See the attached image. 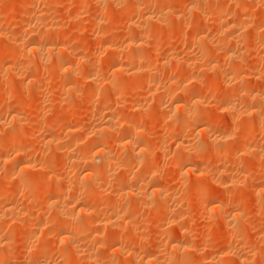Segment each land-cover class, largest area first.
<instances>
[{"label": "bare ground", "instance_id": "1", "mask_svg": "<svg viewBox=\"0 0 264 264\" xmlns=\"http://www.w3.org/2000/svg\"><path fill=\"white\" fill-rule=\"evenodd\" d=\"M34 1L38 3V0H33V4ZM90 1L92 0H74L73 2H75V5L78 7V13L81 14L82 12L80 13L79 9L87 6ZM93 1L94 5L101 7V4L102 8L104 7L106 10L103 8L105 14L103 9L100 10V12L103 10V15L101 14L100 17L104 16V18L101 17L98 19V14L96 13L91 20L100 22L99 20L105 19L106 24L104 27L101 26L103 28L100 31L97 30L100 25L96 22L98 26L96 25L97 27L94 26V28L100 31V34L97 35L96 32H91L92 34H96H93V37L90 35L94 39L91 38L90 41L93 40L97 42L99 46L97 44H95V46L103 51L97 48L101 51V53L98 51L100 54L105 52L111 55L112 58L107 59L109 62L103 61L102 63L101 59L102 57L104 59V56H99L100 54L96 53L97 51L95 54L92 52L91 55H88L83 51L85 50L84 47L82 50L83 52H80L81 50L79 51L76 48H71L68 45V33L62 30L63 26L61 29L58 28L59 26L55 27L57 25L55 23L54 26V21H51V19L50 23L47 22L48 14L46 12L48 11L46 6L53 3L49 0H40L38 3L39 9L37 11L33 8V6L36 7V4L33 6L30 4L31 9L33 8V10H31L28 7L31 1H24L21 6V14L18 12V15H20L16 16V18L18 17V23L21 24L20 27L18 26L20 29L16 33L8 32V34L4 31L5 28H10L8 25V28L4 26L5 28L2 30L1 25L3 26L5 20L0 17V72L1 70L10 71L9 74L11 73L12 79H20L22 81L23 78H20V74L22 70L23 72L26 70L29 80L27 79V81H24V79H26L24 78L23 81L28 84H34L37 82V77L41 76L39 75V69L43 67L45 70L44 72H52L51 74L53 75L56 73L57 83L65 78V84H68L67 88L69 92L71 91V87L75 85H82V87H86L85 89L92 90L98 87L95 91L103 98V101H100L102 102L100 105L103 104V106H100L103 110L102 113H100L102 118L100 117V120L96 118L98 121L95 119L94 123L91 121L93 124H90L88 127L89 134L87 132V135L83 137L79 132L82 125L75 123L77 113L72 107L67 110L65 109V112L62 111V113L57 116L53 115L50 121H48V117H44V115L41 116L37 114L34 116V119L31 121V127L33 129L42 122L45 124L53 122L55 124L52 129L50 128L53 131L47 132L48 134L44 137L42 136V139L38 136L43 144L41 149V160H37L40 161L38 163L31 158L32 155L35 156V151L33 153L32 150L34 147L32 148L30 146L31 149L27 144H23V141L21 143V140H23L22 136L25 134L24 124H26L24 120V123L21 122V117L26 109L33 113L42 110L44 106L36 102L26 107L27 104L25 106L24 103L27 102L23 101V95L20 90L15 88L16 86H14L15 89L11 87L13 81H11L12 79L10 76L11 85L10 87L8 85V87L12 89H7V91H9L6 92L3 87L2 93L3 91L6 92V94L3 93V95L0 90V99L2 103H6L5 99L3 102L5 95L6 97L10 95L9 99H12L8 104L6 103L3 105L1 103L3 106H9L10 118L9 116L8 118L12 125L9 128L6 126L7 129L3 125L5 122L7 123L5 125H8L9 122L7 119L3 121V117H0V165L2 164L5 166L3 171L0 170V195L6 191V187L4 186L6 181L17 171V181L19 179L22 180V182L19 180L21 182L20 184L18 182L21 186H19V189L22 188L25 191V187L29 188V190L26 191L31 192L29 199H33V203L35 202L36 204L38 200L40 202V200H44L45 198V207L47 205V209L49 207L51 208V210H49V212H51L48 215V211L47 213L45 211L44 219H41L43 215L39 218L41 221H39L35 215L37 214V216L39 215L40 217L43 211H40L39 207H36V210H39L38 213L37 211L35 212V209L33 210L34 212L32 211L36 213L33 214L32 217L34 216L33 218L39 221L35 222L36 225H33V229H31L30 226L27 232L24 231L26 223L22 219L23 222L21 221L20 224H16L18 227L15 231L13 227V229L8 232L7 230H9V228L6 230V226L8 227L7 222H9L11 218L5 216L9 214L10 216L12 215L14 219L17 213L15 212L16 206H14L15 208L7 204L0 206L1 215H5L2 216V219L5 217V222L9 219L6 222L7 225L3 223L4 220L1 221L0 219V264H5L11 257L15 258L13 256L16 255V252L18 253V251H20L16 250L18 249V243L23 241L22 238L25 237L26 240H29V237H32L33 239L36 237L34 235H38L37 231L39 230L44 235L36 244H30L25 240V243L27 242V244L29 243L30 245L28 244V247L22 254H25L27 252L26 250H28L26 259L30 264L97 263L99 261L97 252H100L101 247L105 250V254L103 253L104 255H102L105 259L103 258L104 260H101L103 264H240L245 262L249 264V262H254L257 258H259L261 264H264V251L260 254V251L258 252L256 248L260 245V241H263V236L260 235L261 233L258 235L256 233L255 237L257 236L259 240L253 242L252 239L254 237L251 238L248 235L250 233H248V230L251 231L252 228L249 223L245 222L244 218V221L242 220V217H246L249 212V206L246 201V194L244 193V188L246 187L245 185L243 186L244 188L241 187L242 182H239V178H244L247 172H241L242 175L244 174L243 176L241 173L237 174L238 176L236 178L234 171L235 173H239L240 171L236 172L235 169L232 171L233 169L231 167L229 169L226 168L228 166L226 162H235L234 165L239 164L237 160L239 159L238 162L241 161L240 159H244V156H249L250 160H248V162L241 161L240 163L244 164L245 162V165H248L250 168V164L254 162L256 166H260L261 169L262 167L264 168V139L261 138L262 133H264V0H97L99 5L95 3V0ZM64 2H66V0H64ZM64 2L60 1V3ZM13 3L15 6L18 5L17 2ZM72 3L68 4L71 5L73 9ZM14 4L10 2L7 8H12L13 12L16 11L17 8H15ZM68 4L66 2V6H68ZM255 4L259 6V8L257 7L259 12L256 10V13L251 9ZM40 5L46 8L42 6L40 8ZM51 6L54 5L52 4ZM71 7H69V9ZM249 8L251 9V14L248 10ZM43 9H46V12ZM93 11L89 14L93 15ZM178 11H180L181 14L180 12L178 13ZM13 12L11 14L13 16L16 15ZM78 13H76V15ZM252 13L255 14L253 18L251 15L254 14ZM71 14L75 15V12ZM3 16L5 17V15ZM13 16L10 17L12 20ZM70 17L72 16L69 13L68 18ZM89 17L90 16L87 18L88 20L90 19ZM175 18L177 20H174ZM78 20L79 16H76L73 24H76ZM26 21L27 23H25ZM81 21L82 20H80V25ZM210 21L213 22V29H210L212 24L210 26L208 24ZM253 21L254 23H252ZM117 22H125V24L129 25V27L126 26L127 28L124 29L127 30L124 31L126 32L124 35H121L120 38L116 35V37L120 39L118 41H120L122 45L124 44V47H120V42L111 36V29L114 28V24ZM8 23L9 21L5 22V24ZM102 23L104 25V21ZM261 23L263 25V30L259 29L261 28ZM10 25L13 27L12 23ZM250 25H252V27H250ZM170 26L172 30L166 33L165 31L167 29H165V27ZM247 26L255 29L260 26L258 28L260 32H258L257 29L256 34L255 29H253L254 31L252 29H247ZM162 27H164V30ZM245 29H247V31L250 30L249 34L251 31L254 32V34L251 32L252 35L249 36H251L252 42L256 41L258 43L259 46H257V48H259V50L261 49L260 52L262 51L260 53L259 51L253 50L254 47L248 44L247 47H251L255 53L252 56L251 49H249V53L251 52V56L249 54L250 58L254 57L255 60L253 63L250 62L251 60L249 61L247 57L244 58L247 52L244 56L242 55L245 53V49H242L246 44L243 45L242 43L244 41L246 42L248 38ZM162 30L166 34L163 33ZM187 37L189 40L191 39L193 41L190 40L193 43L190 42L191 45L196 43V46L194 45L193 49L189 50L191 46L188 45L187 47L186 43V45L184 44L183 46H186L185 49L189 48L187 49L189 51H184L185 53H175L178 47L173 50V42H175L173 40L176 39L178 41L185 38L183 41L187 42L189 41ZM183 41L181 44H183ZM249 43L251 42L249 41ZM245 51H247V49ZM152 52H154L155 55L156 53L161 55L158 57L162 58L158 59L159 61L162 59L161 63H163V65H160V62L159 64L154 62L155 58ZM8 57L10 58L9 60H12L11 62H6L5 59H8ZM158 59L156 57V60ZM125 61H128V65ZM258 61H261L260 63L262 65H260L262 67L257 65V63H259ZM99 67H101V74L104 68L105 73H107L106 69H108V71L111 70L112 77L110 76L111 78H109V74L108 78L106 76V79L101 80L105 76L101 78L99 75H94ZM3 72L1 73L2 75ZM174 72H177V74ZM156 74L162 75L165 79H161L160 76L157 77ZM1 79L4 80V78ZM20 80H17V82L20 83ZM190 81H192L191 84L189 83L190 86H192L194 81L196 85L187 88L186 85ZM6 83H8V81ZM14 83L15 81L13 84ZM1 84L2 83H0V85ZM144 84L150 86L151 100L154 98V102L157 103H155L156 105L154 104V114L157 112L158 114L156 115L159 116V112L162 110L161 112H163L164 117H166L165 119L163 117L161 118H163L164 122H167V126L166 122L165 126L168 128V131L165 133L163 127L164 123L161 124L163 131L162 129L160 130L164 135H168L169 133L172 134L173 139L170 134L169 136L173 143L166 145L173 150L170 153L172 157L169 155L171 159L167 160V162L165 160V163L169 161L172 164L169 165L176 168L175 173L179 175H177L179 177L177 179H180L181 184H179V180L177 183L174 177H167V172L165 174L161 173V171H159L160 165L158 169L150 166V163L154 161L155 155L154 151L150 148V141H152L150 128L154 127L156 121L162 115L159 117L150 115L148 117L145 116L146 114L144 116L141 115L142 111L140 113L138 112L142 110L140 109V107H142V102L140 105L138 104V107L136 104V106L134 105L135 109H139L136 116L128 115L125 111L123 112L122 109L116 114L113 112V103L116 100L114 103L116 105L123 97L117 96L116 99L112 100L110 98L109 100L106 93L107 89L112 86V88L118 87L121 90L124 88L128 91L127 95L129 94V97L126 95L127 101L130 97L133 100L132 97L135 93H140V87ZM153 84H155V86ZM141 88H144V86ZM216 89L219 90V93H216ZM114 90L113 93L119 91V89L116 90V88ZM138 90L139 92L137 93ZM28 92H30L29 89H27V94ZM54 94L57 93L55 92ZM125 94L124 92V95ZM36 95L37 94L33 97L36 98ZM124 95L122 94V96ZM206 95H208V98L212 95L214 103L211 101L212 99L210 101L215 107L220 109V112L223 111L222 113L224 114L225 112L226 115L218 112V109L216 111L213 110L210 107L213 104L210 103L211 105H209V100ZM100 97L98 98L100 99ZM164 98L165 101H168L166 104H163ZM153 100L151 102H153ZM139 102L137 101V103ZM119 103L121 104L122 102L120 101ZM2 105L0 107L3 111L4 107ZM158 107L160 108L159 112L156 111L159 109ZM131 110L129 112H131ZM134 110L132 111L133 113ZM2 111L0 113L3 114L4 111ZM214 111L220 113V115H216ZM219 116H223L222 118L225 119L218 118ZM77 121L79 122V120ZM160 121H162V119ZM61 131L64 132L65 135L74 136L71 138L70 143H81L83 146H80L79 150L73 151L68 142L67 144L60 143V141L62 142L59 136ZM258 135L261 137H258ZM195 137H197L196 140L194 139ZM27 138H29V136ZM258 138H260L259 141L257 140ZM158 139L162 140L160 137H158ZM262 139V144H260V140ZM162 141L159 143L158 147H155L156 149L158 148L162 154L167 152L168 155V150L169 152L171 150L169 148L166 149V145L164 142L162 143ZM171 146L173 148H171ZM75 149H77V146ZM201 153L207 155L211 154L212 157L214 156V159H211L216 162H211L209 159L206 160L205 157L207 155L198 161V155ZM165 158L168 157H164V159ZM55 160L71 162L72 164L70 163L69 169H73L71 168L73 164L78 166H76L77 168L74 166L76 169L74 168L73 172L72 170L67 171L63 169L62 172H64V170H66V172H72L71 175L69 173L66 174V176H71L69 181H66L64 176L59 177V175L54 174L53 170V174L45 173V169L47 168L46 170H48V167H50ZM2 165L0 169H2ZM165 165L163 167H165ZM241 165L239 164V166ZM246 166L241 168H245L246 170L248 168ZM18 167L19 169L17 170ZM135 167H137V169ZM235 167H237V165ZM238 168L237 171L240 169ZM116 169H119V172H116ZM50 172L51 170L48 171V173ZM262 173H264V171H262ZM245 177L244 179L246 180L244 184H246L248 180L247 176ZM258 179V181L255 180L256 182L252 184V189L249 188L252 190V196L259 200V203L257 202L258 200L256 201L258 207L264 208V174ZM50 180L51 184H49V186H51L49 188L48 181ZM52 180L55 182L53 185ZM205 181H207V183ZM238 182L241 185L238 187L242 188L243 195L240 189L238 190ZM227 183L232 186L231 190ZM223 184L224 187L228 185L226 187H228L229 190L226 187L220 188ZM249 184L247 183L246 185L251 186ZM167 185H173L177 189L179 187L178 190L181 189V193L175 191L172 186L169 188ZM216 186L220 187L217 188ZM219 189H223L224 191ZM15 191L16 190L13 192ZM46 192H48L47 196H42L44 193L46 195ZM42 197L43 199H41ZM110 197H112V199ZM125 197L126 199L123 200ZM191 198H194V201L191 200L194 203L206 198L208 202L207 207L209 209L206 215L207 218H209L208 216L210 215L213 217L215 215L217 220L219 219L223 222L225 220V225L227 226V228L226 226L225 228L235 232V237L233 238L232 236H234V234H229L231 236L230 245L231 242L238 244V246L243 243V247L237 248V251L235 249L233 252H229L230 250H227L229 241L227 243L228 246H226L227 240L220 239L218 240L219 242H216L217 247H215L217 249L212 251V248L209 249V252L204 251L207 249L206 245L209 244L206 242L208 241L207 239H210V241L213 239L216 241V239L215 236L212 235V237L210 236L212 239L207 235V237L202 235L205 237L203 239L201 238L202 241L206 243L205 247L203 242L200 244L198 241V239H200L198 236L195 238V236L191 234L193 232L192 229L190 233L187 226L189 224L184 221V215L187 211L184 205L185 202L189 201ZM230 200H235L234 204L229 205L230 203H228V201ZM31 202L32 201L29 203ZM91 202L94 203L91 204ZM29 207H31L30 204ZM45 207L44 210H46ZM143 207H146L148 210H156L160 207H164L163 211H160L161 213L156 216L157 225L155 226H158L160 231L157 233L155 232L156 235L153 237L154 239L152 238L153 241L151 240L150 246L147 242L145 243V241L143 243L145 244L144 246H149L147 249H144L146 247L142 249L136 247L137 245L135 246L138 239H136L135 243H132L129 239L131 235L136 234L133 229L136 227V225L134 226L135 222L132 223L133 218ZM107 208L111 209L112 214L113 211H115L114 214L117 216L114 217L113 215L112 217V214L111 216H107V211L105 215L107 217H104L101 210H106ZM99 213L103 216L101 217L103 219L100 218ZM18 215L20 216V212L19 214L17 213V217H19ZM24 215L27 217L29 216L26 214ZM96 216L99 217L96 218ZM17 217L15 219H17ZM27 217L25 218L27 219ZM19 218L15 221H18ZM103 220L105 225L102 224V227L106 226L107 228L106 224H108V226L110 225V227L114 226L113 230L109 231V228L108 231L105 232V236L101 233L103 228L100 232L99 230L96 231ZM12 221L14 223V220ZM25 221L27 222V220ZM30 221L34 223V220L30 219ZM152 221L155 220L152 219ZM18 222H20V220ZM28 222L27 224L29 225L30 222ZM188 222L191 221L189 220ZM47 228H49V231H44ZM173 228H177V234L173 232ZM263 230L261 232H264ZM104 231H106L105 228ZM133 231L135 233H133ZM92 233L95 237L101 233V236L106 238L101 239V242L98 239L97 241H99L100 244L99 242L97 243V241L96 244L94 241L90 240L89 244H86V240L91 238L90 236ZM193 233L195 234V232ZM97 238L100 237L97 236ZM133 238L135 237L133 236ZM16 244L17 248L14 250ZM198 244L201 246L199 247ZM245 244H250L249 248H247V246V249L244 248ZM25 246L27 245L25 244ZM22 247H24L23 244ZM240 249L242 250L240 251ZM102 262L100 263L102 264ZM9 263L10 261H8V264ZM24 263L26 262H23V264Z\"/></svg>", "mask_w": 264, "mask_h": 264}, {"label": "rangeland", "instance_id": "2", "mask_svg": "<svg viewBox=\"0 0 264 264\" xmlns=\"http://www.w3.org/2000/svg\"><path fill=\"white\" fill-rule=\"evenodd\" d=\"M6 3H5V2ZM7 1L8 0H0V17L3 19V20H5V22L6 21H9V23L8 24H5V22H3L2 24H3V26L1 25V27H2V30H4L3 28H5V27H7V25L8 26H10V28L9 29H6L5 28V30L4 31H6L7 33L9 32V33H11V32H13V33H16L20 28V26H21V24H19L18 23V17L16 18V16H19L20 14H21V6H22V3H24V1H26V0H10V1H8V3H7ZM17 2V6H15V4L13 3V2ZM29 1H31V3H29L28 4V7L31 9V5L33 6V5H35L36 7H37V9H36V7H34L33 6V8H34V10L35 11H37L38 9H39V2H40V0H38V3H35L36 1H34V4H33V0H29ZM50 2H53L52 4L54 5V6H51L52 4H49V6H46V7H43L42 5H40V8H41V6L43 7V8H46L47 9V11L48 12H46L45 10L46 9H43L47 14H48V18H47V22H49L50 23V19H51V21L53 20L54 22H53V24H54V26H55V23H56V25L57 26H55V27H58V28H62V26H63V29L62 30H65L67 33H68V40H67V43H68V45L71 47V48H76V49H78L80 52H86L88 55H91L92 54V52H93V54H95V52L96 53H101V49H99L97 46H95V44H97V42H94L93 40V34L91 33V32H96L97 33V35H99L100 34V31H101V29L105 26V19H102L103 21H104V25H103V21L102 20H99L100 22H98L97 20H96V18H95V20H96V22H98V24L100 25V26H98V24L93 20H91L92 19V17L97 13L98 15H97V18L99 19V18H101V17H103L104 18V16H101L100 17V15L103 13L102 11L105 9L104 7V9L102 8V5L100 4V6L101 7H99V6H96V5H94L93 4V0L92 1H90L88 4H87V6H84V7H81L79 10H80V13L81 14H79L78 13V7L75 5V2H73L74 0H69V1H67L66 0V2H67V4L69 3V4H71L72 2V5H73V9L75 10H73L72 9V7H71V5H69L68 4V6H66V2H64V0H49ZM57 1V2H56ZM60 1H62V2H64V3H60ZM1 2H3V3H1ZM12 3V4H14V6H15V8H17L16 9V11H14L13 12V10H12V8H7V6L9 5V3ZM98 1L97 0H95V3H97ZM57 3V4H56ZM5 4V5H4ZM31 4V5H30ZM37 4H38V6H37ZM64 4V5H63ZM98 5H99V3H97ZM13 6V7H14ZM94 6V7H93ZM254 7L253 8H251L252 9V11L254 12V13H256V10H257V12H259V6L258 5H253ZM2 7V8H1ZM69 7H71L70 9H69ZM76 7V8H75ZM86 7V8H85ZM258 7V8H257ZM7 8V9H6ZM33 8L31 9V10H33ZM48 8H49V10H48ZM83 8V9H82ZM98 8H99V10H98ZM248 9L249 10V12H250V14H251V9ZM101 9H103L101 12H100V10ZM69 12H68V11ZM77 10V11H76ZM82 10V11H81ZM85 10V11H84ZM95 11V13H94V11ZM99 12H98V11ZM106 10V9H105ZM105 10H104V14H105ZM178 10H180V9H178ZM248 10H247V12H248ZM8 12V14H7V12ZM72 11V12H71ZM93 11V15H90L91 14V12ZM97 11V12H96ZM15 13L16 15H12L11 13ZM18 12H20V14L18 15ZM75 12V15L73 16L71 13H74ZM180 11H178V13H179ZM70 13V15L73 17H70V18H68V14ZM76 13H78L77 15H76ZM90 13V14H89ZM254 13H252V14H254ZM51 14V15H50ZM62 14H64V15H62ZM66 14V15H65ZM84 14V15H83ZM89 14V15H88ZM180 14H181V12H180ZM3 15H5V17L3 16ZM103 15V14H102ZM11 16H13V20L10 18ZM52 17V18H50V17ZM76 16H79V22L77 21H75L76 22V24H73L74 23V18L76 17ZM85 16V17H84ZM88 16H90L89 18V20L87 19L88 18ZM99 16V17H98ZM252 16V18H253V16H255V14L254 15H251ZM82 17H84V18H82ZM176 17V16H175ZM182 17V16H181ZM80 18H82V19H80ZM177 18V17H176ZM174 19V20H177V19ZM179 18V17H178ZM55 19V20H54ZM73 19V20H72ZM80 20H82L81 21V25H80ZM254 20V19H253ZM31 21V20H30ZM58 21V22H57ZM73 21V22H72ZM14 22V23H13ZM37 22V21H36ZM96 24H95V23ZM212 21H210L208 24H209V26L212 24L213 25V22L211 23ZM13 24L12 26L13 27H11V25L10 24ZM17 23V24H16ZM25 23H27V21L25 22ZM30 23H32V22H30ZM33 23H34V20H33ZM92 23H94V24H92ZM124 23V24H123ZM117 22V23H115L114 24V28H112L111 29V36H113L114 38H116V40L118 41V40H120L119 38L121 37V35H124V33H126V32H124V31H127V30H124L125 28H127V27H129V25H127V24H125V22ZM252 23H254V21L252 22ZM251 23V24H252ZM14 24H16V25H14ZM51 24H52V22H51ZM59 24V25H58ZM60 25H61V27H60ZM77 25V26H76ZM98 26V29L97 30H100V31H97V30H95L96 28H94V26ZM211 25V27H210V29H213L212 27H214V25L212 26ZM261 25V28H259L260 26H258L256 29L255 28H250V27H252V25H250V27L249 26H247L246 28L247 29H255V33L257 34V29L259 28L260 30H263V28H262V26L264 25V23H263V25H262V23L260 24ZM5 26V27H4ZM19 26V27H18ZM74 26H76V27H74ZM96 26V27H97ZM101 26H103V27H101ZM127 26V27H126ZM215 26H216V23H215ZM0 27V28H1ZM65 27V28H64ZM99 27H100V29H99ZM264 27V26H263ZM8 28V27H7ZM18 28V29H17ZM67 28H68V30H67ZM94 28V29H93ZM245 28V27H244ZM73 29V30H72ZM162 29L164 30V27H162ZM165 29H167L165 32L167 33V32H170L171 30H172V28H171V26L170 27H165ZM247 29H245L246 31H247ZM259 29H258V32H260L259 31ZM10 30V31H9ZM16 30V31H15ZM92 30V31H91ZM95 30V31H94ZM162 30V31H163ZM187 30V29H186ZM249 31L250 30H248L247 31V41L245 42H243L242 44L244 45L245 43V45H244V47H243V49L242 50H246L247 49V51H245L244 50V52L245 53H241L243 56H244V54H246V52H247V54H246V56L244 57V58H246L247 57V59L250 61V62H254L255 60H254V57H252V58H250V56H251V52H252V56H253V54H255L254 52H253V50H256V51H259L260 52V50H259V48H257V46H259L258 45V43L255 41H253L252 42V39H251V36H249V35H252L251 34V32H250V34H249ZM254 31V30H253ZM99 32V33H98ZM120 32V33H119ZM164 31H163V33H165ZM8 33V34H9ZM70 33V34H69ZM95 33V34H96ZM165 33V34H166ZM253 34H254V32H252ZM94 34V35H95ZM92 37H91V36ZM116 35L119 37H116ZM188 36V35H187ZM254 37V36H253ZM93 39V40H91L90 41V39ZM185 39V38H184ZM184 39H182V40H173V41H175V42H173V50L175 49V48H177L176 50H175V53H185L186 51H189V50H191V49H193V47H194V45L196 46V43H194V45H191V43L193 42L191 39V41L188 39V37H187V39L189 40V41H183ZM243 39V38H242ZM241 39V40H242ZM251 42V43H249V41ZM94 42V45H93V42ZM181 41V42H180ZM182 41H183V44H181L182 43ZM92 42V43H91ZM118 42H120V41H118ZM191 42V43H190ZM186 43H187V45H186ZM256 43H257V45H256ZM71 44H72V46H71ZM120 44H121V42H120ZM186 45L187 47H188V45L189 46H191V48L189 49V48H187V49H189V50H187V49H185L186 48V46H183V45ZM193 44V43H192ZM248 44H249V46H250V44H251V47L253 46L254 48H253V50H252V48L251 47H247L248 46ZM98 45V44H97ZM124 45V44H123ZM122 44L120 45V47L121 46H123ZM181 45H182V47H181ZM256 45V46H255ZM99 46V45H98ZM247 48H246V47ZM85 48V50H83L84 48ZM124 47V46H123ZM181 47V48H180ZM183 47H184V50H183ZM82 48V49H81ZM99 50H101V51H99ZM148 48V47H147ZM196 48V47H195ZM241 48V47H240ZM257 48V49H256ZM149 49V48H148ZM249 49H251V52L249 53ZM83 50V51H82ZM94 50V51H93ZM242 50H241V52H242ZM99 51V52H98ZM178 51V52H177ZM185 51V52H184ZM103 52V51H102ZM262 52V51H261ZM260 52V53H261ZM99 53V54H100ZM154 55V62L156 63V64H159V62L161 63V60L159 61V59L160 58H162V57H158V56H161V55H158L157 53H156V55H155V53L154 52H152ZM264 53V52H263ZM262 53V54H263ZM249 54H250V56H249ZM97 55V54H96ZM99 56H104V59H106V60H104L103 59V57H102V59H101V62L103 63V61H108L109 62V60H107V59H111L112 57H111V55H108V54H106L105 52L104 53H102V54H100ZM108 57V58H107ZM156 57H157V59L158 60H156ZM10 58L8 57V59H5L6 60V62H11L12 60H9ZM12 59V58H11ZM158 62H156V61ZM253 60V61H252ZM127 62L128 61H125V63L127 64ZM163 62V61H162ZM259 63H257V65H260L261 63V61H258ZM256 64V63H255ZM128 65V64H127ZM160 65H163V63H161ZM262 65V64H261ZM260 65V66H261ZM104 67V66H103ZM262 67V66H261ZM261 67H259V68H261ZM101 67H99V69H97V71H95V73L96 74H94V75H99L101 78L103 77V76H105V77H103L101 80H104V79H106V76H107V78H108V75H109V78H111L112 77V75H111V70L110 71H108V69H106L107 71V73H105V68L104 69H102V74H101V69H100ZM130 68V67H129ZM131 70V69H130ZM4 71V72H3ZM25 72H23V70H22V72H21V74H20V78H26V79H24V81L26 80L27 81V79L29 80V78H28V75H27V71L26 70H24ZM43 71V72H42ZM45 70H44V68L42 67V69H39V75H41V76H39V77H37V82L36 83H34V84H28L27 82H24L23 81V79H22V81L20 80V79H17L18 81L20 80V83L19 82H17V80L16 79H12L11 78V73L9 74V72L7 71V70H1V72H0V74L3 72V75L1 74V76H0V83H2L1 85H0V90H1V93H2V90L3 89H5L4 91H6V92H8L7 91V89H12V88H14V86H16L15 88H17L18 90H20V92H21V94L23 95V101L25 102H27V103H24L25 104V106H26V104H27V106L26 107H28V106H30L31 105V103L33 104V103H36V102H39L40 104H41V106L43 105L44 106V108H42V110H40V111H38V112H29L27 109L26 110H24L25 112L22 114V117H21V122H23V120L25 121V123L26 124H24L25 125V127H24V133L25 134H23V140H21V143H22V141H23V144H27V146H31L32 148L34 147V149H32L31 147V149L33 150V153H34V151H35V156L34 155H32L31 156V158H33V160L34 161H37V160H41V149H42V141L40 140V138L42 139L46 134H48L50 131H53V130H51L52 129V127H54V123L53 122H50V123H40L36 128H32L31 127V121H32V119H34V116H36L37 114H40L41 116H43L44 115V117H48L47 119H48V121H50V119L51 118H53V115L54 116H57V115H59L60 113H62V111L63 112H65L67 109H69V108H71L72 107V109H74V110H76V113H77V119H76V122L75 123H78L79 125H82V127H81V129L79 130V132H80V135H82V137L84 136V135H87V132H88V127L90 126V124L92 125L94 122H95V119L96 118H99L98 120H100V117L102 118V116H101V114L100 113H102V107H100V106H103V104L102 105H100V103H102V102H100V101H103V98L102 97H100L99 95H98V93H96V91L95 90H97L98 89V87L97 88H94V90H92V89H85L84 87H82V85H78V86H72L71 87V91L69 92L68 90V84L66 85L65 84V78L62 80V81H59L58 83L56 82V73L53 75V74H51L50 72H44ZM132 71V70H131ZM109 72V73H108ZM6 73V74H5ZM137 73H138V71H137ZM175 74H177V72H174ZM51 74V75H50ZM157 75V77L158 76H160L161 77V79L163 78V79H165L162 75H158V74H156ZM5 76V77H4ZM9 76H10V78L12 79L11 81H15V83L13 84V82L11 83V81H10V78H9ZM111 76V77H110ZM41 77V78H40ZM160 77H159V79H160ZM1 78H4V80L3 79H1ZM7 78V79H6ZM40 78V79H39ZM42 79V80H41ZM8 81V83H6L7 81ZM41 80V81H40ZM52 80V81H51ZM10 81V82H9ZM54 81V82H53ZM12 84V88H9L10 87V85ZM17 83V84H16ZM26 83V84H25ZM53 83H55V84H53ZM192 83V81H190V82H188L187 83V88H191L193 85H196L195 84V81H194V83L192 84V86H190V84ZM5 84V85H4ZM16 84V85H15ZM65 84V85H64ZM8 85H9V87H8ZM59 85V86H58ZM61 85V86H60ZM147 85L148 84H144V85H142L141 87H143L144 86V88H141L140 87V93H138L139 92V90L137 91V93L139 94H136L135 93V95L132 97L133 98V100L131 99V97L128 99V101H127V97H126V95H127V92L128 91H126V89H124V88H122V90L120 89V88H118V87H115L116 88V90L117 89H119V91L118 92H114L113 93V91H115L114 89L115 88H108L107 89V96H108V98H109V100H110V98L113 100V99H116V97L117 96H120V97H123V101L122 100H120L122 103L120 104L119 102H117V103H119V104H117L116 103V105L114 104L115 103V101H114V103H113V112H115L116 114L118 113V112H120V110L122 109V111L124 112L125 111V113H127L128 115H137L138 113H140L141 111V115H145V116H148L149 117V115L150 116H153V117H156V116H158V115H156V114H158L157 112L154 114V112H155V109H154V104L156 103V102H154L155 100H153V102H151L152 100H151V95H150V93H151V91L149 90V85H148V87H147ZM154 86H155V84H153ZM190 87H189V86ZM4 87V88H3ZM7 87V88H6ZM41 87V88H40ZM153 87V86H152ZM3 88V89H2ZM14 88V89H15ZM51 88H52V90H51ZM57 88H58V90H57ZM86 90H84V89ZM128 88V87H127ZM147 88H148V92H147ZM27 89H29V91L30 92H28V94H27ZM31 89V90H30ZM100 89V88H99ZM217 89H219V88H217ZM215 90L216 91V93H219V90ZM33 90V91H32ZM36 90H38V91H36ZM51 90V91H50ZM109 90V91H108ZM121 90V91H120ZM3 91V93H5L6 94V92H4ZM26 91V92H25ZM58 91V92H57ZM94 91V92H93ZM215 91H214V93H215ZM218 91V92H217ZM24 92H25V95H24ZM51 92H52V94H51ZM57 93V94H54V93ZM121 92V93H120ZM123 92V93H122ZM124 92L126 93L125 95H124ZM0 93V94H1ZM3 93H2V95H3ZM116 93V94H115ZM215 93V94H216ZM26 94H27V96H26ZM32 94V95H31ZM35 94H37L36 96L38 97H33ZM116 96H115V95ZM122 94L124 95V96H122ZM149 94V95H148ZM115 97H114V96ZM129 95V94H128ZM127 95V96H128ZM142 95V96H141ZM7 96H8V94H7ZM10 96V95H9ZM9 96L8 97H6V95H5V97L3 98V102L5 101L7 104L8 103H10L11 101L10 100H12L11 98L9 99ZM130 96H131V94H130ZM147 96H149V97H147ZM208 95H206V97H207ZM98 97H100V99L98 98ZM113 97V98H112ZM119 97V98H120ZM129 97V96H128ZM206 97H205V99H206ZM98 98V99H97ZM126 100H125V99ZM166 98V97H165ZM165 98L163 99L164 100V103L163 104H166L168 101H165ZM208 98V97H207ZM5 99V100H4ZM9 101H8V100ZM35 99V100H34ZM37 99V100H36ZM146 99V100H145ZM212 99V100H211ZM39 100V101H38ZM111 100V101H112ZM124 100H125V102H124ZM136 102H135V101ZM166 100H167V98H166ZM208 100H209V105H211L210 103H214V101H213V98H212V95H210V97L208 98ZM212 102H211V101ZM0 106L3 104H6V103H2V100L0 99ZM8 101V102H7ZM42 101V102H41ZM98 101V102H97ZM110 101V102H111ZM137 101L139 102V103H137ZM144 101V102H143ZM113 102V101H112ZM111 102V103H112ZM142 102V103H141ZM2 103V104H1ZM140 103H141V106L142 107H140V109H142V110H140L139 111V109H135V106L137 105V107H138V104L140 105ZM208 103L206 102V104L208 105ZM212 103V104H213ZM30 104V105H29ZM136 104V105H135ZM153 104V105H152ZM157 104V103H156ZM155 104V105H156ZM2 105V106H3ZM135 105V106H134ZM208 105V106H209ZM90 106V107H89ZM119 106V107H118ZM144 106V107H143ZM4 107V109H3V111H4V113L2 114V113H0V114H2V115H0V117H3V121L5 120L6 121V119H7V121L9 122L8 123V125H5V124H7L6 122H5V124L3 125L4 127H10L12 124H11V121H10V113H9V106L7 105H5V106H3ZM118 107V108H117ZM132 108V110H131V108ZM213 110H217L218 108L217 107H215L214 106V104L212 105V106H210ZM1 108V107H0ZM100 108V109H99ZM115 108H116V110H115ZM146 109V110H144V109ZM159 108V107H158ZM216 108V109H215ZM8 109V110H7ZM44 109V110H43ZM66 109V110H65ZM81 109V110H80ZM135 109V110H134ZM131 110V112L134 110V113L132 112H129ZM159 110H160V108L158 109V110H156V111H158L159 112ZM220 109H218V112H220L219 111ZM2 111V108H1V110H0V112ZM2 111V112H3ZM29 113H28V112ZM99 113H98V112ZM121 111V112H122ZM139 111V112H138ZM162 110H160V112H159V114L160 115H162V116H160V118L161 117H163L164 119L166 118V117H164V115H163V112H161ZM214 111V112H215ZM138 112V113H137ZM144 112V113H143ZM218 112H215L216 113V115H220V113L221 114H223L222 112L223 111H221L220 113H218ZM27 113V114H26ZM98 113V114H97ZM143 113V114H142ZM148 113V114H147ZM152 113V114H151ZM25 114V115H24ZM56 114V115H55ZM115 114V115H116ZM224 114H225V112H224ZM223 114V115H224ZM24 115V116H23ZM99 116V117H97V116ZM155 115V116H154ZM226 115V114H225ZM5 116V117H4ZM8 116H9V118H8ZM80 116V117H79ZM95 116V117H94ZM158 116V117H159ZM223 116H219L218 118H222ZM23 118V119H22ZM94 118V119H93ZM159 118V119H160ZM163 118H161L162 119V121H160L158 118V120L156 121V124L154 125V127L153 128H150V136H151V140L152 141H150L151 143V149L154 151V161L152 162V163H150V166L151 167H153V168H157L158 169V166H159V171H161V173H163V174H165L166 172H167V177H170L171 178V176L172 177H174L175 178V180H176V182L178 183V180H179V184H181L180 183V179H177V178H179L178 176V174H176L175 173V171H176V168H174V166H172L171 167V163L168 161V163H165V160H166V162H167V160H170L171 158L170 157H172V154H170L171 152H172V150L167 146L169 143H173L172 141H171V137H172V134H170V136H169V134L167 135H164V134H162L161 132L163 131V127H164V129H165V133H166V131H168V128H166V126H167V122H166V126H165V122H164V120H163ZM227 118V117H226ZM84 119V120H83ZM86 119V120H85ZM222 119H225V118H222ZM77 120H79V122L77 121ZM94 120V121H93ZM97 119H96V121H98ZM93 123H92V122ZM158 122H160V123H158ZM4 123V122H3ZM24 123V122H23ZM162 123H164L163 125V127H162ZM42 124V125H41ZM86 125H87V127H86ZM3 127V128H4ZM6 127V128H7ZM30 127V128H29ZM147 127V126H146ZM6 128H4V129H6ZM7 128V129H8ZM32 128V129H31ZM51 128V129H50ZM27 129V130H26ZM154 129V130H153ZM160 129H162V131L160 130ZM63 131V130H62ZM61 131V133H59V136H60V140H62V142L60 141V143H63V144H67V142H68V144H70L71 146H70V148L71 149H73V151H77V150H79L80 149V146H83V144H81V143H79V144H74V142L73 143H70L71 142V138L72 137H74V136H69V135H65L64 134V132H62ZM82 131V132H81ZM160 131V132H159ZM48 132V133H47ZM83 132H84V134H83ZM27 133V134H26ZM164 133V132H163ZM168 133V132H167ZM63 134V135H62ZM88 134H89V132H88ZM153 134V135H152ZM78 135H79V133H78ZM29 136V138H27ZM38 136L40 137V138H38ZM43 136V137H42ZM63 136V137H62ZM167 136V137H166ZM197 136V135H196ZM262 136V137H261ZM261 136H259L258 135V137H261V138H263L264 139V133H262V135ZM31 137V138H30ZM35 137H37V138H35ZM66 137V138H65ZM70 137V138H69ZM158 137H160V138H162V140H165V141H162L161 139H158ZM198 137V136H197ZM197 137H195L194 139L196 140V138ZM157 138V139H156ZM163 138H165V139H163ZM169 139V140H168ZM172 139H173V137H172ZM259 139L260 138H258L257 140L259 141ZM263 139L262 140H260V144H262V142L261 141H263ZM39 140H40V142H39ZM158 140V141H157ZM160 140V141H159ZM64 141H65V143H64ZM162 141V143L164 142L165 143V145H166V149H170L171 151L169 152V150H168V155H167V150L165 151L166 153L165 154H162L161 153V151L160 150H158V148L156 149V147H158L159 146V143ZM194 141V140H193ZM25 142H27V143H25ZM33 142H35V143H33ZM58 142H59V139H58ZM263 143H264V141H263ZM81 144V145H80ZM154 145V147H153V145ZM41 145V146H40ZM170 145V144H169ZM174 145H175V143H174ZM40 146V147H39ZM72 146H73V148H72ZM77 146V149H75V147ZM156 146V147H155ZM172 146H173V144H172ZM171 146V148H173ZM11 147V146H10ZM36 148V149H35ZM154 148V149H153ZM38 150V151H37ZM39 150H40V152H39ZM157 150H158V152H157ZM13 151V150H12ZM156 151V152H155ZM10 153H13V152H10ZM156 153H157V155H156ZM169 155H170V157H169ZM207 154H200V155H198V161H199V159H202V158H204L205 156H206ZM210 158H209V157ZM28 157V156H27ZM164 157H168V158H165L164 159ZM208 157V158H207ZM245 157V158H244ZM243 158L245 159H240L242 162L243 161H245V162H248V160H250V157L248 156H244ZM214 159V156L212 157L211 156V154H209V155H207L206 157H205V159L207 160V159H209L211 162H213V161H215V160H212V159ZM247 158V159H246ZM33 160H32V162H33ZM239 160V159H238ZM238 160H237V163H239L240 165L242 164V163H240L241 161H239L238 162ZM38 163L40 162V161H37ZM216 162V161H215ZM245 162H244V164H242L241 166H239V164H235L234 165V163L235 162H226L227 163V169H229L230 167L233 169L232 171H234V169L236 170V172H239V173H235V171H234V174H235V177L237 178V174H240L241 172L243 173V171H244V173H245V171L247 172V173H245V175H244V178H246L245 176H247V181H246V184L248 183H251V184H249V185H251V186H248V185H246V184H244L245 182V180L246 179H244L242 176V173H241V175H239L240 177H242V178H239V182H242L241 183V185H240V183L238 182V185H237V187L240 185L242 188H244L243 186L245 185V187L247 188H244V193L246 194V197H247V199H246V201H247V204H248V206H249V215H248V213H247V215H246V217L244 216V217H242V220H243V218H244V220H245V222H247V223H249L250 224V226H251V228H252V232L251 231H249L248 230V235L251 237V238H253L252 240H253V242L255 241L256 242V240H259V239H257L258 237L256 236L255 237V235H256V233H257V235L259 234V233H261L260 235L261 236H263V241L261 242L260 241V245L259 246H257L256 248H257V251L260 253V254H262V252L264 251V232H261L263 229H264V208L263 207H258V204H257V202L259 203V200H258V198H256V197H254V196H252L253 195V193H252V184H254L256 181H258L259 179L258 178H261L262 176H263V174L264 173H262V171H264V170H262V169H264L263 167H262V169H261V167L260 166H256V163H251L250 165V168H249V166L247 165H245ZM69 165H68V164ZM70 163L71 162H67V161H63V160H55L54 162H53V164H51V166L50 167H48V170H46L45 169V173H47V174H53V172H54V174H57V175H59V177H61V176H64L66 179V181H69L70 179V175L72 174V172H73V169L77 166L76 164H73V166L71 165V168H73V169H69V167H70ZM159 163V164H158ZM229 163V164H228ZM231 163V164H230ZM72 164V163H71ZM158 164V165H157ZM165 164H167V165H165ZM169 164H171V165H169ZM215 164V163H214ZM2 165V164H1ZM1 165H0V168H1ZM67 165V166H66ZM162 165V166H161ZM165 165V167H163ZM237 165V167H235ZM253 165V166H252ZM75 166V167H74ZM167 166V167H166ZM243 166H246V167H248L246 170H245V168H241V167H243ZM66 167V168H65ZM68 167V168H67ZM78 167V166H77ZM76 167V168H77ZM163 167V168H162ZM170 167V168H169ZM240 169H239V168ZM254 167H256V168H254ZM50 168V169H49ZM75 168V169H76ZM136 169H137V167H135ZM173 168V169H172ZM237 168L239 169L238 171H237ZM5 169V166L4 165H2V169H0L1 171H3ZM19 169V167L17 168V170ZM63 169H66L67 171L69 170V171H71L72 170V172H66V170H64V172H62L63 171ZM251 169V170H250ZM51 170V172L50 173H48V171H50ZM52 170H53V172H52ZM59 170V171H58ZM250 170V171H249ZM116 172H119V169H116L115 170ZM174 171V172H173ZM253 171V172H252ZM17 172V171H16ZM16 172H15V174H13V175H11L10 176V179H8L7 181H6V183H5V189H6V191L3 193V194H1L0 195V206L2 205H9V206H13V208H15L14 206H16V210H15V212H17L18 214H19V212H20V218L19 217H17V213L15 214L16 215V217H17V219L19 218V220H20V222H18V221H15V220H17V219H13V217H12V215L10 216L9 214H7V216H5V215H1L2 213H1V211H0V219H1V221H3V223H6L8 220H6V222H5V217H7V218H11L12 220H14V223H13V221L11 220V222H10V220H9V222H7L8 223V227L6 226V230L9 228V230H7L8 232L9 231H11L12 229H13V227H14V231L16 230V228L18 227V225L16 226V224H20L21 223V221H22V219L24 220V222L26 223V228L24 229V231H28L29 230V227L31 226V229H33L32 227H34L33 225H36L35 224V222H39V221H41V219H44V216H45V211H46V213H47V211H48V213H47V215L51 212H49V210H51V208L49 207L48 209H47V205H46V207H45V204H46V199L44 198V200H40V202H39V200H38V202H39V206L37 205V203L35 204V202L33 203V199H29V196L31 195V192H27L26 190H29V188H27V187H25V191H24V189H19V184L22 182V180H18L17 181V178H18V176L16 175ZM172 172V173H171ZM258 172V173H257ZM18 173V172H17ZM63 173V174H62ZM70 174V175H68V176H66V174ZM262 173V174H261ZM259 174V175H258ZM178 175V176H177ZM209 175V174H208ZM255 175V176H254ZM16 176V177H15ZM63 177V178H64ZM68 177V178H67ZM251 179H249V178ZM252 177V178H251ZM16 179V181H15V179ZM68 179V180H67ZM208 179V178H207ZM240 179H241V181H240ZM243 179V180H242ZM258 179V180H257ZM174 180V181H175ZM256 180V181H255ZM54 180H52V185L55 183V182H53ZM162 181V180H161ZM209 181V180H208ZM18 182H19V184H18ZM206 183H207V181H205ZM15 183H17V184H15ZM49 184H51V180L50 181H48V187L50 188V186H49ZM179 184H178V186H179ZM228 184V183H227ZM110 185V184H109ZM177 185V184H176ZM229 185V184H228ZM228 185H226V186H228ZM169 188L172 186L173 187V189L175 190V191H181V189H182V187L181 186H179L181 189L180 190H178L179 189V187H178V189L176 188V187H174L173 185H167ZM225 186V187H226ZM14 187V188H13ZM17 189H16V188ZM21 187V186H20ZM217 188L218 187H220V186H216ZM224 187V184L223 185H221V187L220 188H223ZM224 187V188H225ZM228 187H230V190H231V188H232V186H228ZM228 187H226V188H228ZM241 187H238V190L240 189V191H241V194L243 195L244 193L242 192V188ZM251 189H250V188ZM177 189V190H176ZM14 190H16L15 192H13ZM219 190H223V189H219ZM227 190V189H226ZM228 190H229V188H228ZM21 191H22V193H21ZM224 191V190H223ZM178 192V193H179ZM250 192V193H249ZM14 195H13V194ZM181 193V192H180ZM47 194H48V192H46V195H45V193L42 195V196H44V197H46L47 196ZM251 195V196H250ZM17 198V199H16ZM30 198H32V197H30ZM48 198V197H47ZM111 199H112V197H110ZM114 198V197H113ZM116 198V197H115ZM27 199H28V201H27ZM41 199H43V197L41 198ZM117 199V198H116ZM126 199V197L125 198H123V200H125ZM9 202H8V201ZM15 200V201H14ZM113 200H115V199H113ZM117 200H119V199H117ZM116 200V201H117ZM191 200H193L194 201V198L192 199H190L189 201H187V202H185V209L187 210L186 211V216L184 215V217H185V219H184V221H186L185 223H187V224H189V225H187L188 226V228H189V231H190V233H191V229H192V231L193 232H195V234L192 232L191 234H193V236H195V238H196V236H198V238H200V239H198V241L200 242V244H201V242H203L202 241V239L203 238H205V237H209V238H211L212 236H215V239H216V241L213 239V240H211L210 241V239H207L208 241H206L207 242V244L208 245H206V243L205 242H203V244H204V246L208 249H203L204 251H206V252H209V249H212V251L214 250V249H217L216 247H217V243L216 242H219L218 240H220V239H226L227 240V242H226V246H228L227 245V243H228V241H229V248L227 247V250H230L229 252H233L235 249H236V251L239 249V248H241V247H243V243H241V245L240 246H238V244H234V242H231V245H230V239H231V236L230 235H233L234 234V236H232V238L233 237H235V232L233 231V230H230L229 231V229H226L227 228V226L225 225V220H224V222L223 221H221V220H217V217L214 215V217H215V220H214V217L212 216V215H210V213H209V215L210 216H208L209 218H207V213L209 212L208 210V207H207V199L205 198V199H201V200H199V202L197 201V202H193V201H191ZM258 200V201H257ZM11 201H12V203H11ZM30 201H32L31 203H29ZM257 201V202H256ZM5 202V203H4ZM31 205V207H29V204ZM42 202V203H41ZM44 202V203H43ZM193 202V203H192ZM234 202H235V200H230V201H228V203H230L229 205H232V204H234ZM94 202H91V204H93ZM172 203V202H171ZM10 204H12V205H10ZM18 204V205H17ZM33 204V205H32ZM44 204V205H43ZM197 204V205H196ZM34 205H37V206H34ZM206 205V206H205ZM19 206H20V209H19ZM145 206V205H144ZM28 207V208H27ZM36 207H39L40 209V211L42 210L43 211V213L40 215V217H39V215L37 216V214L36 213H33L34 211V209H35V212L37 211V213L39 212V210H36L37 208ZM44 207L46 208V210H44ZM146 207H147V205H146ZM146 207H143V208H141L140 209V211L136 214V216H134V218H133V222L132 223H134V226L136 225V227L135 228H133L134 229V231L136 232V234H133V235H131L130 236V240H131V242L132 243H135L136 242V239H138L139 240V238H140V240H139V242H140V244H139V242H138V240H137V243H135V246L136 247H138V248H144V247H146V248H144V249H147V247H149L150 246V242H151V240L153 241V237L156 235L155 234V232L157 233L158 231H160V228L158 227V226H155V225H157L156 224V222H157V215L159 214V213H161L162 211H163V208L164 207H160L159 209H156V210H152V209H150V210H148ZM206 207H207V209H206ZM23 208V209H22ZM32 208V209H31ZM150 208V207H149ZM20 211H19V210ZM22 209V210H21ZM162 209V210H161ZM258 209V210H257ZM25 210H26V213H25ZM104 210V211H103ZM110 210V211H109ZM147 210V211H146ZM257 210V211H256ZM260 210H262V211H260ZM22 211V212H21ZM33 211V212H32ZM102 211V215L104 216V217H107L108 215L109 216H111V214H112V211H111V209H109V208H107L106 210L105 209H102L101 210ZM108 211V212H107ZM161 211V212H160ZM208 211V212H207ZM105 212V213H104ZM106 212H107V216H105L106 215ZM140 212H142V213H140ZM26 214V215H29L28 217L27 216H25L24 214ZM101 213V212H100ZM99 213V214H100ZM115 213V211H113V214H112V217H113V215H114V217H116L117 215H115L114 214ZM24 215L25 217H27V219L23 216V217H21L22 215ZM33 214H36L35 216H36V218L39 220H37V219H35V218H33L32 217V215ZM43 215V216H42ZM101 214H100V218L101 217H103ZM2 216H5L3 219H2ZM41 216H42V218H41ZM206 216V217H205ZM31 217V218H30ZM97 217H99V216H96V218ZM154 217H155V219H154ZM6 218V219H7ZM39 218H41V219H39ZM187 218V219H186ZM203 218V219H202ZM259 218V219H258ZM30 219L31 220H34V223H33V221H32V223H31V221H30ZM101 219H103V218H101ZM105 219V218H104ZM152 219L153 220H155V221H152ZM25 220H27V222L29 221L30 222V224L28 225L27 224V222L25 221ZM37 220V221H36ZM140 220V221H139ZM191 221V222H188V221ZM211 220V221H210ZM212 220H214V221H212ZM243 220V221H244ZM250 220V221H249ZM139 221V222H138ZM146 221V222H145ZM152 221V222H151ZM17 222V223H16ZM23 222V221H22ZM28 222V223H29ZM215 222V223H214ZM218 222V223H217ZM1 223V222H0ZM7 223H6V225H7ZM217 223V224H216ZM221 223H222V225H221ZM12 226H11V225ZM32 224V225H31ZM101 224V225H100ZM99 225H100V227L98 226V229H96V231H98L99 230V232H100V230H102V228H103V231L101 232L102 233V235L103 236H105L106 235V233L105 232H107L108 231V229H109V231L110 230H113L114 229V226H111L110 227V225L108 226V224H106L107 225V228H106V226H104V227H102L103 225H105L104 224V220L102 221V223H100ZM103 224V225H102ZM139 224V225H138ZM214 224V225H213ZM261 224V225H260ZM10 225V226H9ZM191 225V226H190ZM212 225V226H211ZM141 226V227H140ZM209 226H211V227H209ZM225 226H226V228H225ZM27 227H28V229H27ZM113 227V228H112ZM256 227V228H255ZM104 228H105V230L106 231H104ZM112 228V229H111ZM45 229V228H44ZM139 229V230H138ZM174 229V230H173ZM172 230H173V232H175L176 234H177V232H178V230H177V228H173ZM176 229V230H175ZM39 230V229H38ZM157 230V231H156ZM254 230H255V232H254ZM44 231H49V228H47L46 230H44ZM95 231V232H96ZM133 231V233H135ZM264 231V230H263ZM70 232H73V231H70ZM94 232V233H95ZM103 232H104V234H103ZM196 232H198V233H196ZM226 232V233H225ZM37 233H38V235H34V236H36V237H34L33 239H32V237H29L30 239L29 240H26L25 239V237L24 238H22V240L24 241H20V243H18L19 245H18V249L16 250L15 248H17L16 246H17V244L14 246V250H16V251H18V250H20V251H18V253L16 252V255L15 256H13V257H15V258H12L11 257V259L9 260H7V264H8V261H10V263H12V264H23V262H26V263H24V264H30L29 262H27V259H26V256L28 255V250H26L27 252V254L25 253V254H22V252L24 253L25 252V249L28 247V244L30 243H34V244H36L37 243V241H39V239H41L42 237H43V233L42 232H40V230L39 231H37ZM36 233V234H37ZM101 233H99L97 236H99L100 238H97V236L95 237L94 235H93V233H92V235L90 236L91 238L90 239H87L85 242H86V244H89V240L90 241H94V243H96V241L99 239L100 240V242L102 241L101 239H104V238H106V237H102L101 236ZM230 234V235H229ZM136 235V236H135ZM145 235V236H144ZM205 236V237H203V236ZM207 235V236H206ZM212 235V236H211ZM218 237H217V236ZM228 235V236H227ZM252 235H254V236H252ZM41 236V237H40ZM133 236L135 237V238H133ZM211 236V237H210ZM229 236H230V238H229ZM38 237V238H37ZM94 237V238H93ZM217 237V238H216ZM26 238H28V237H26ZM37 240H36V239ZM93 238V239H92ZM145 240H144V239ZM153 238V239H152ZM202 238V239H201ZM214 238V237H213ZM212 239V238H211ZM25 240L27 241V242H29L28 244H27V242L25 243ZM129 240V241H130ZM135 240V241H134ZM142 240V241H141ZM201 240V241H200ZM144 241H145V243L147 242L148 243V245L147 246H144L145 244H143L144 243ZM23 242V243H22ZM99 241H97V243H98ZM100 242H99V244H100ZM199 242H197V243H199ZM212 242V243H211ZM27 245V246H25V244ZM57 243V242H56ZM92 243V242H91ZM90 243V244H91ZM96 243V244H97ZM142 243V244H141ZM22 244L24 245V247H22ZM29 244V245H30ZM59 244V243H58ZM93 244V243H92ZM95 244V245H96ZM200 244H198L199 245V247L201 246ZM262 244V245H261ZM21 245V246H20ZM57 245V244H56ZM209 246H210V248H209ZM214 246V247H213ZM216 246V247H215ZM233 248H232V247ZM238 246V247H237ZM246 246H247V248H249V246H250V244H245V247L244 248H246ZM262 246V247H261ZM236 247V248H235ZM23 248H24V250H23ZM238 248V249H237ZM244 248H242V249H244ZM246 248V249H247ZM256 248H255V250H256ZM98 249V248H97ZM149 249V248H148ZM202 249V248H201ZM242 249H240V251L242 250ZM23 250V251H22ZM103 250V251H102ZM102 251V252H101ZM20 252V253H19ZM203 252V251H202ZM98 253V255H99V257H98V262L97 263H95V262H92V264L93 263H95V264H98V263H100V262H102L101 260H104L105 258L104 257H102V255H104L105 254V250H104V248L103 247H101V250H100V252H97ZM100 253V254H99ZM104 253V254H103ZM260 254H259V256H260ZM20 255V256H19ZM17 257H19V258H17ZM24 257H25V259H24ZM100 258V259H99ZM104 258V259H103ZM12 259H13V261H12ZM20 260V261H19ZM24 260V261H23ZM51 260H52V258H51ZM28 261H29V258H28ZM97 261V260H96ZM258 261H259V263H258ZM5 263V264H6ZM9 263V264H10ZM86 264L88 263L89 264V262H85ZM84 263V264H85ZM91 263V262H90ZM261 264V262H260V260H259V258H257V260H254V262H249V264ZM101 264V263H100ZM102 264H103V262H102ZM240 264H248V262L246 263H240Z\"/></svg>", "mask_w": 264, "mask_h": 264}]
</instances>
